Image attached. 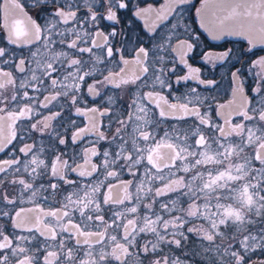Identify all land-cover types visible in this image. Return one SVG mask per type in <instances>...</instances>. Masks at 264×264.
Instances as JSON below:
<instances>
[{
    "label": "snow or ice",
    "instance_id": "1",
    "mask_svg": "<svg viewBox=\"0 0 264 264\" xmlns=\"http://www.w3.org/2000/svg\"><path fill=\"white\" fill-rule=\"evenodd\" d=\"M190 3L31 0L33 15L20 0H0V131L11 130L0 153H18L0 160V264H264V55L244 59L255 56L249 48L231 65L239 103L218 123L198 92L216 82L189 61L233 53H198L201 35L184 19ZM218 4L231 9L219 24L196 9L213 40L264 44V0ZM152 13L159 23L138 31ZM241 16L246 24H225ZM60 98L87 124L69 115L63 133L53 127L63 117L49 106ZM25 194L34 207L15 210Z\"/></svg>",
    "mask_w": 264,
    "mask_h": 264
},
{
    "label": "flooded vegetation",
    "instance_id": "2",
    "mask_svg": "<svg viewBox=\"0 0 264 264\" xmlns=\"http://www.w3.org/2000/svg\"><path fill=\"white\" fill-rule=\"evenodd\" d=\"M141 3V6L147 7L148 5H151L153 9H160L161 5L165 4V0H139ZM20 3L22 6H24V10L28 12L29 14L34 15V9L29 7L28 5L31 4V0H20ZM137 3V0H133V4ZM227 7V6H224ZM202 8L203 9V15L205 16L207 21H211L215 23V21H220L224 19V17L227 16L226 13H222L223 9L219 6L218 0H209V3L207 7H204L203 0H191V3L184 6V19L186 20L187 24L190 26V28L195 29L198 34L201 35V43L198 50V53H218L225 49H231L233 56L232 59L229 61H216L213 59V61L205 63L202 61L201 56L198 54L196 56L195 60L189 61L193 64L194 67H199L201 69V78L202 79H209L214 80L216 83L211 88H205L204 85L198 86V92L200 94L201 99L207 98V103L211 106V116L214 120H216L218 123H223V119L227 118L230 113H233L234 110L237 107V104L239 103L238 100L234 101V97L232 94V86H231V65L235 63L236 59L241 57L242 53H245L247 49L252 48V51L255 53V56H252L249 54L248 56L244 57V59H255L259 56L264 55V44H261L258 39H255L254 36L252 37V44H249L248 39L243 35H223L221 39L213 40L208 33L200 28V17L196 14V9ZM14 15L17 18H20L22 16L21 13L17 10ZM3 13L0 12V24L3 23ZM155 23H159L155 19V13L150 14L146 19H141L136 21V28L138 31L146 32L148 31V28L146 25L151 26ZM167 23V22H165ZM229 25H232V22L230 21L228 23ZM236 25V24H235ZM101 27H104V24L102 23ZM5 38V33L3 31H0V44L3 43ZM10 49L13 47L12 45L8 46ZM25 51H27L25 49ZM99 51V50H96ZM131 52V46H129V53ZM17 54H19V50H17ZM127 55V54H126ZM84 59H88V56L85 55ZM215 64V66H213ZM32 67H35L33 64ZM89 67H91V63L89 64ZM98 68H103V65H98ZM111 67V65H110ZM5 70H8L5 68ZM119 70L118 68L116 69ZM135 71L134 68H129L128 72L131 74V72ZM186 71V69L181 70V74ZM13 72L15 74V70L13 69ZM107 74V73H105ZM91 82V81H89ZM188 87H197V81H189L187 82ZM102 88V86H101ZM102 90H104L102 88ZM12 91L11 86H8L6 92L7 94H10ZM109 95H114L117 92H119V95L123 96L124 102H128L129 100V93L126 90H115L111 89V86H109V89L107 90ZM187 91L186 87H181L180 92L184 93ZM30 94H32V90L29 89ZM48 93H44V95H47ZM35 95L39 96V98L42 100L43 96H41L39 93H36ZM85 98L89 101L91 100L90 96H87L85 93ZM232 102V103H230ZM89 106H92L89 104ZM223 106V107H221ZM52 110V112L60 111L63 119L57 118V120L52 121L53 127L59 129L61 133L64 132L65 128L70 127V125L67 124V121L69 119V115L72 116V119H74L78 124L83 126L84 124H87V120L84 117H79L75 115V109H71L70 113L66 111L67 104L65 103L63 98H60L58 102H53L52 105L49 106ZM204 109H202L203 111ZM42 115H49V112L47 109L41 110ZM217 113H220V115H217ZM3 115V114H0ZM232 122L236 123L237 118L233 115L232 116ZM105 123L107 121L105 120ZM63 124L65 128H61L60 125ZM10 129L8 128L7 124L5 123L3 126V130L0 131V136H8L10 135ZM17 135L21 136V130L17 128ZM69 136H71V132L68 133ZM39 136V134H37ZM28 143H31V140L27 141ZM12 144L17 146V149L21 146L19 140H14ZM73 146L71 145V142L69 141L68 144V151L69 154H71ZM8 149H12V145H8V148H6L5 153H0V160L3 159H10L13 155L18 154L16 149H13L12 151H9ZM60 149L63 150L64 146H60ZM76 151H80V147L76 148ZM0 176H4L3 173H0ZM12 171L9 170V173L6 177L7 180L13 179ZM23 178L27 179L28 177L25 175ZM124 179H129L127 175L123 177ZM103 179V177H101ZM17 188L19 186H16ZM10 194H15V190L13 188H9ZM34 207V204L30 202L29 197L27 194H25L17 203L15 210L19 209H31ZM45 207H47L45 205ZM25 215L31 218V214L25 212ZM200 223H203V221L197 222V226H199ZM205 227L207 225L205 224ZM26 234V233H25ZM148 239H152L151 236L148 237ZM220 241L217 240V243ZM207 244V242H205ZM71 246V245H69ZM129 264H136L135 259L129 261Z\"/></svg>",
    "mask_w": 264,
    "mask_h": 264
},
{
    "label": "water",
    "instance_id": "3",
    "mask_svg": "<svg viewBox=\"0 0 264 264\" xmlns=\"http://www.w3.org/2000/svg\"><path fill=\"white\" fill-rule=\"evenodd\" d=\"M224 8V9H223ZM222 9H223V11H222V13H226L227 14V16H228V14H229V12L231 11V9L229 8V7H222ZM242 11V10H241ZM232 22V25H239V24H241V23H247V20H246V18L245 17H236V18H234V19H231V20H225V24H227V25H229L228 23L229 22ZM214 22V21H213ZM219 22L220 21H215V24H219ZM254 38L255 39H257L256 38V36H254Z\"/></svg>",
    "mask_w": 264,
    "mask_h": 264
}]
</instances>
